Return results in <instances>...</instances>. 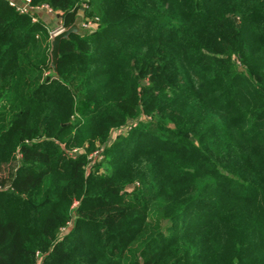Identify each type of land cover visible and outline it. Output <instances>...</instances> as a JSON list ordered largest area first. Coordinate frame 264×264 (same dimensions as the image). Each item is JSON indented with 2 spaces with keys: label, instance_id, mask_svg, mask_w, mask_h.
I'll list each match as a JSON object with an SVG mask.
<instances>
[{
  "label": "trees",
  "instance_id": "obj_1",
  "mask_svg": "<svg viewBox=\"0 0 264 264\" xmlns=\"http://www.w3.org/2000/svg\"><path fill=\"white\" fill-rule=\"evenodd\" d=\"M90 2L0 0V264H264V0Z\"/></svg>",
  "mask_w": 264,
  "mask_h": 264
},
{
  "label": "rangeland",
  "instance_id": "obj_2",
  "mask_svg": "<svg viewBox=\"0 0 264 264\" xmlns=\"http://www.w3.org/2000/svg\"><path fill=\"white\" fill-rule=\"evenodd\" d=\"M81 5H82L81 8L77 12V18H76L75 24H77L78 27L80 28V31H81V34H82L81 36L88 35V34H94L95 32L90 33V32H88L86 30V25L87 24H99L100 23V18L98 16H90V15H88L89 8H91L90 7L91 6L90 0H84ZM45 25L49 28V30L46 29V31L48 32L49 37H50V39H49V42H50V51H49V54H50V52H51V41L55 37L54 36V33L57 32V30L59 29L58 28L59 26H58V22H56L55 24L50 25V26L47 25V24H45ZM62 25H63V27H65L64 26V21H63ZM69 28H66L65 27V30H67ZM50 65H51V60H50ZM50 75H51L50 72H47L46 73V77L47 76H50ZM146 84H147V82H146ZM128 123H129L128 124L129 125V128L127 127L128 130H130V127L133 128V127L136 126L135 125L136 124L135 122L129 121ZM124 134H126V132ZM79 151H80L79 149L72 150L70 152V156L76 157L78 155ZM95 158H98V159L95 162H93ZM103 159H104L103 152L101 150H98V148H97V151L93 152L88 157V161L92 162L91 164L94 167L97 164H101V161ZM106 172H107L106 168L102 167L100 169V172L99 173H100V175H104V174H106ZM77 206H78V204L75 205V207H77Z\"/></svg>",
  "mask_w": 264,
  "mask_h": 264
},
{
  "label": "built area",
  "instance_id": "obj_3",
  "mask_svg": "<svg viewBox=\"0 0 264 264\" xmlns=\"http://www.w3.org/2000/svg\"><path fill=\"white\" fill-rule=\"evenodd\" d=\"M9 3L11 7H13L18 13L22 15H29L32 18L33 23H42L41 16L44 14L47 15H53L56 16L57 12L54 11L50 6L48 5H33L32 0H4ZM58 22V30L57 32L54 33V36L58 35L62 31L65 30V27H63V19L61 18V15L59 19L57 20ZM47 30V26L45 27ZM97 29V24H87L86 25V30L90 33L95 32Z\"/></svg>",
  "mask_w": 264,
  "mask_h": 264
},
{
  "label": "water",
  "instance_id": "obj_4",
  "mask_svg": "<svg viewBox=\"0 0 264 264\" xmlns=\"http://www.w3.org/2000/svg\"><path fill=\"white\" fill-rule=\"evenodd\" d=\"M72 34L82 35L77 24L71 26L69 29L62 31L56 35L51 41V69L55 75L58 73V63L60 59V48L63 40L69 39Z\"/></svg>",
  "mask_w": 264,
  "mask_h": 264
},
{
  "label": "crops",
  "instance_id": "obj_5",
  "mask_svg": "<svg viewBox=\"0 0 264 264\" xmlns=\"http://www.w3.org/2000/svg\"><path fill=\"white\" fill-rule=\"evenodd\" d=\"M59 17H60V14L58 12H57V15L56 16L44 14V15L41 16V19H42V23L41 24L43 25L44 28L46 27L45 24H47L49 26L50 25H53V24H55L57 22V20L59 19Z\"/></svg>",
  "mask_w": 264,
  "mask_h": 264
}]
</instances>
